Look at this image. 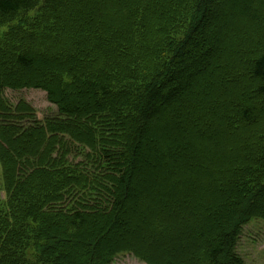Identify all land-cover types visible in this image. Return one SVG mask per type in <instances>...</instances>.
<instances>
[{
    "label": "trees",
    "instance_id": "obj_1",
    "mask_svg": "<svg viewBox=\"0 0 264 264\" xmlns=\"http://www.w3.org/2000/svg\"><path fill=\"white\" fill-rule=\"evenodd\" d=\"M241 1L245 10L239 13L244 18L248 14L243 12L249 13L251 4L257 5L256 18L259 14L264 18V0ZM209 2L0 0V29L11 27L6 34L0 30V59L12 68L11 73L0 74V170L5 192L3 197L0 191V264H74L69 259L63 263L64 250L76 244L66 239L95 234L89 229L87 216L113 215L107 224L109 234L123 222L119 214L130 199L136 203L134 209L146 228L157 222L159 228L168 226L177 233L182 232L180 224H193L191 245L195 247L199 240L216 237L213 228L204 227L211 222L209 215L220 220L233 209L238 215L248 216L243 222L264 217V209L255 202L264 192L262 132L259 139H252L254 146L248 143L249 138L236 142V135L230 133L235 136H231L233 141L206 142L200 153L177 142L182 140L178 134L177 139L155 135L149 124L151 111L170 102L184 88L182 77L176 73H182L187 46L197 48L210 41L196 38L204 31L203 21L206 24L218 14L210 9ZM84 3L87 6L79 10ZM76 9L79 15L69 20ZM67 32V44H62L60 38ZM236 34L237 29H233L226 36H230V44L220 52L223 61L230 59L234 50L233 38L238 44L241 40L235 38ZM248 51L252 53V49ZM217 61L218 68L221 62ZM186 63L184 69L199 60L196 57ZM225 66L238 69L228 62ZM245 66L246 86L251 92L238 93L244 88L226 91L220 89L224 86L221 82L214 90L211 86L218 94L214 105L223 104L218 121L230 123L240 135L245 127L264 128V47ZM171 79L170 88L163 93ZM31 89L46 93L48 102L57 108L55 116L40 120L32 105L24 100L12 105L5 96L6 90ZM176 102L180 103V98ZM166 112L172 110L165 107ZM141 121L149 128L145 130ZM151 137L158 148L152 155L144 154ZM174 148L178 152L172 154ZM223 150H237L242 158L230 162L217 158L216 152L221 155ZM243 171L245 178L236 182L237 174ZM231 178L235 180V192L227 185ZM174 187L178 193L169 194ZM201 191L202 197L198 195ZM108 201L113 202L112 207L106 204ZM243 201L246 205L242 210L239 205ZM105 204L109 212L103 213ZM174 206H179L181 214L173 212ZM198 213L204 217L194 225L190 218ZM236 224L211 243L208 260L213 264H242L234 252ZM59 231L66 239L56 234ZM131 235L135 237V233ZM101 239H91L89 250L103 248ZM144 249L147 256L134 246H112L104 259L98 255L97 259L103 260L100 264H112L117 255L127 253L154 264L148 256H158L156 248ZM172 252L182 258L176 264H196L195 253L186 258L181 250ZM170 259L160 262L175 264Z\"/></svg>",
    "mask_w": 264,
    "mask_h": 264
},
{
    "label": "rangeland",
    "instance_id": "obj_2",
    "mask_svg": "<svg viewBox=\"0 0 264 264\" xmlns=\"http://www.w3.org/2000/svg\"><path fill=\"white\" fill-rule=\"evenodd\" d=\"M83 5L87 6L86 3L81 4L78 7L79 10ZM97 5L101 9L102 2H97ZM248 6L249 13L243 12L245 14H248V17L246 16V18H244V16L239 13L242 12L240 9L243 8V3L241 0H210V9L212 11H214L215 9L216 11H218V14L213 20H206V24L205 20L203 21L201 27L204 28V31L199 33V35H197L198 37H196L199 41L205 37L210 41H204L201 46L197 48L187 46L185 57L182 58V73H176L180 75V77H182L181 80L184 83V88L181 91H177L174 96L169 99L170 102L160 108H157L156 106L155 110L151 111L153 114L149 124H152V129H154L153 133L155 135H173L172 138L177 139L176 134H178L179 136H181L182 140L177 142H180V144L184 146H188V148H194L201 153L202 145L206 144V142L217 144L220 141L225 144L226 142L233 141V138L231 136L236 135V137L234 136L236 142H241L240 140L244 141V139L245 141H247L249 138L250 141L248 143L254 146V144L251 143L252 139L254 137L259 139L258 135L260 132L264 134V128L262 129V131H260V129L254 127L242 128L240 130H242L243 133H241V135L240 133L238 134V131L233 129V126L230 123L218 121L219 110L223 106V104L221 103L220 107H216L213 103V101L216 100V96L218 94L216 92H213L212 89L214 90V87L215 85H218V82L224 84V86H220V89H226V91L237 92L239 88H244V90L238 93L244 91L251 92L249 91V89H247L248 86H246L244 69L246 68L245 64L248 62V60L252 59L260 48L264 47V18L261 14L257 15L259 19L256 18V14L258 13L256 4H251ZM79 10L76 9L74 11V14L70 15L68 19L73 20L76 16H78ZM242 10H245V8H243ZM99 11H97L98 14ZM82 16L83 15L80 14V17ZM65 18L67 20V16ZM43 21L46 22V20ZM212 21H214L213 27H211ZM10 29V26H5L0 30L3 34H6ZM233 29H237L235 38L237 37L241 40L238 44V42L233 38L232 45L234 46V50L230 51V55L228 57L230 59L223 61L224 56H221L220 52L222 50L224 51L226 47H228V44H230V36L228 37V39L226 36H228V32L231 33ZM69 33L70 32H67L66 34H64V36H61L59 34V36H61L60 40H62V44H67L66 40L69 39ZM26 38L28 39L27 36ZM216 47H219L218 51ZM251 49L252 53L248 51ZM225 54L228 55V52ZM196 57L198 58L199 63L189 67L188 69H184V67H187L186 62ZM59 60L60 59L58 58V61ZM217 60L221 62L218 68ZM226 62L236 64L238 69L233 70L232 68L227 66H225L226 68H223ZM5 63L6 62L4 61V59L1 58L0 74L2 73L7 75L8 73L12 72V68L4 66ZM221 65H223V69L221 68L219 70ZM33 74L39 73L33 72ZM41 74L44 75V73ZM186 75H188L189 77H185ZM173 81V79L169 81V84H167L165 89L162 91L163 93L170 88L169 86ZM211 86H213L212 89ZM5 96L12 105H16L20 100H24L32 105L35 108L37 116L40 120H43L47 116H55L57 113V108L48 102L46 93L40 90L31 89L21 90L19 92L6 90ZM179 98L181 101L180 103L176 102ZM155 102L156 104H159L157 101ZM165 107L166 109L170 108L173 114L172 112L165 113ZM193 110H195V112ZM210 111L212 112V115ZM140 123L143 124V121H141ZM235 123H237V120H235ZM141 126H143L145 130L149 128V126L144 127V124ZM206 129L208 130L205 131ZM249 129H252L254 133ZM230 133H233L234 135H231ZM145 135L147 136L149 135V133ZM238 135H240V137H238ZM241 136H244V138H241ZM245 136L247 137V139ZM152 139L153 140L150 142V148L147 147L146 152H143L144 154L150 152L152 155V150L158 148V146L155 145L154 137ZM262 144L264 145V142H262ZM171 151L172 154H174L178 152V149L174 148ZM231 152L223 150L221 155H218L219 153L216 152L215 156L217 158L218 156H221L226 162L242 158L237 150L233 153ZM231 154L233 158L231 157ZM251 155H253V152H251ZM155 158L158 157L156 156ZM154 160L158 162V159ZM141 161L142 164L144 163L143 165H145V160ZM248 165H246L247 168ZM156 167L160 168L158 165H156ZM147 168L148 165L146 169ZM240 170H242V168H240ZM154 173L155 172L153 171L152 174ZM1 174L2 173L0 170V191L2 192L1 194L4 197L5 192L1 189ZM245 176L246 175L244 174V171L238 173L236 176V182L240 179L243 180ZM230 180V183L227 182V185L235 192L233 184L235 183V180L232 178ZM148 184H152V178L148 179ZM205 192L208 193V191ZM156 193L160 192L156 191ZM177 193L178 189L174 187V189L169 194L176 195ZM202 193L204 192L201 191L198 195L200 197L204 196V194ZM183 194L184 196H187V192ZM129 202L131 203H129L128 207L124 209L125 211L122 210L121 215L119 214V219L123 218V222L117 225L116 228H112L109 234L107 233V224H109V222L113 220V215H104L103 217L87 216V224L89 225V229H91V231L94 229V235L93 233H91L82 237L77 234L72 238L66 239L65 234H62L61 231L57 232L56 234L58 236L68 241L76 242V244L73 243V246L71 248H69L68 250H64L66 255L65 258H63V263H66L69 259L72 260L74 264H88L89 260L93 261V264H95L94 262H96V264H100L103 260H98L97 255L101 256L104 259L112 246H114V248L134 246L137 248V251L140 254L147 256V252L144 248L148 246H154L156 248L158 256H148L149 260H151L154 264H162L160 261L165 262V260H168L169 258H171L173 260V263L175 264L180 262L182 258L178 256V254L174 255V253L172 252L180 250L184 252V254H186V258H188L190 254L195 253L194 262L196 264H213L208 260V249L210 248L211 243L218 241L223 236L224 232L230 231L232 224L236 223L237 221L236 225L238 235L235 239L234 252L239 256L242 264H264V217L255 216L249 218L246 222H243L248 218V216L243 217L242 215H238L233 209H229L227 210L226 214L221 215L220 220L217 219L213 214L209 215L211 217V222L209 225H204V227L213 228V232L216 233V237L211 240H199L195 247L191 245V243L194 241V238L192 237L193 224L187 225V223L185 224L183 222L184 224H180L179 226V228L182 227V232L177 233L168 226H166L165 228L161 225V228H159L160 225H158L159 223L157 224V222L155 224H152V226L149 223L150 226L147 225L146 228V226L143 225V220H141L140 217L136 214L138 213V211L134 209L136 203H134V201L132 203L131 199L129 200ZM255 202L257 203V205L262 207L260 209H264V192L263 196L257 199ZM106 204L112 207L113 202L108 201ZM106 204L103 207V213L106 211L109 212V210H107ZM245 205L246 203L243 201L242 205L239 206H241V209L243 210ZM233 206V208H237L236 204ZM172 209L173 212L181 214L179 206H174L172 207ZM234 213H236L235 216L231 215ZM198 214H194L190 218L191 222H193L194 225L195 222H202L201 220H203L202 217H204V214ZM161 222L165 224V221H162V219ZM103 226L104 228H102ZM130 233H135V237H132V235L129 236ZM99 238H102L101 240L104 244L103 248L96 249L95 252H93V249L92 251L89 250L87 243L91 241V239L98 240ZM164 252L165 254H163ZM112 264L146 263L139 261L131 254L125 253L117 255L114 258Z\"/></svg>",
    "mask_w": 264,
    "mask_h": 264
}]
</instances>
